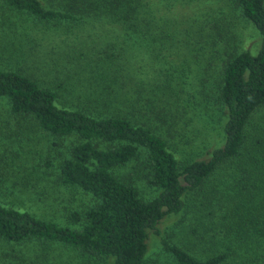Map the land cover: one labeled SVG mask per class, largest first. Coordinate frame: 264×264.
Segmentation results:
<instances>
[{
  "label": "trees",
  "instance_id": "trees-1",
  "mask_svg": "<svg viewBox=\"0 0 264 264\" xmlns=\"http://www.w3.org/2000/svg\"><path fill=\"white\" fill-rule=\"evenodd\" d=\"M4 1L43 24L101 19L128 36L178 35L179 30V21L161 13L164 0ZM193 1L173 0L171 6ZM224 1L232 13L218 20L219 27L229 28L227 17L235 14L255 27L262 45L255 54L238 51L228 37L212 88L205 77L200 79L201 100H194L195 105L218 106L223 120L222 145L208 151L206 158L192 153L176 156L166 136L157 132V121L160 127L168 126L165 135L177 136L172 125L177 126L186 109L177 104L169 108V116L164 110L168 105L156 104L158 89L150 88L149 80L141 76L134 89L137 97L134 90L130 97H116L111 87L123 89L113 80L110 85L102 83L100 95L86 99L88 103H82L86 106L67 109L55 104V90L17 70L0 69V98L7 100L12 113L32 118L49 132L74 135L58 182L91 198L86 207L71 212L73 227L0 203V244L24 246L20 264H61L64 252L79 255L88 264H105L109 258L113 264H147L150 231L160 236L162 252L168 256L167 262L157 258L153 264H264V123L251 127L253 116L264 109V0ZM112 56L105 59L115 73ZM158 67L155 72L161 70ZM145 89L150 97L140 98ZM121 103L132 113L144 109L155 125L132 123L119 112ZM125 167L130 170H122ZM139 180L153 190L152 196L141 194ZM183 213L194 214L196 224L190 222L189 227L204 244L195 254L158 229L165 217Z\"/></svg>",
  "mask_w": 264,
  "mask_h": 264
},
{
  "label": "rangeland",
  "instance_id": "rangeland-1",
  "mask_svg": "<svg viewBox=\"0 0 264 264\" xmlns=\"http://www.w3.org/2000/svg\"><path fill=\"white\" fill-rule=\"evenodd\" d=\"M172 3L173 0H164L161 13L180 22L178 35L144 37L136 33L125 35L101 19L43 24L0 0V69L17 70L41 87L55 90V104L67 109L87 104L86 99L100 95L102 83L110 85L113 80L123 89L118 91L117 84L111 87L116 97H130L141 76L149 80L150 88L158 89L154 93L156 104L168 105L164 110H168L169 116V108L174 109L177 104L186 109L177 126L172 125L177 136L165 135L168 126L160 127L157 121L160 127H156L157 132L166 136L176 156L192 153L194 157L206 158L208 151L222 145L223 120L218 115V106L195 105L194 100H201L200 79L205 77L208 87L216 82L228 37H232L231 44L238 51L249 50L253 54L260 50L262 39L251 23L235 14L226 18L229 28L224 24L219 27L218 20L232 13L224 0L177 2L171 6ZM190 20H194L193 25ZM180 29L191 34H181ZM108 54H113L110 59L117 66L115 73L113 65L105 59ZM156 66L161 69L159 72H155ZM164 84L169 86L162 88ZM150 94L145 89L140 98H148ZM101 95L106 96L103 92ZM133 95L137 97L135 90ZM118 107L121 115L134 124L153 127L156 123L144 109L132 113L126 104ZM253 117L251 127L264 123V109ZM73 142L74 135L49 132L32 118L12 113L7 100L0 98V203L60 226L73 227L71 212L86 207L91 199L90 194L79 188H67L58 182L60 165L69 157ZM122 170L128 172L130 168ZM137 185L145 197L154 194L143 181L139 180ZM195 221L193 213L187 217L185 213L171 215L159 223L158 229L163 236L195 254L204 247L196 233H191L189 224H196ZM147 242V264H153L157 258L168 261L159 235L150 231ZM25 253L24 246L0 244V264H20ZM73 255L61 254V264H88L86 259ZM105 264H113V260L109 258Z\"/></svg>",
  "mask_w": 264,
  "mask_h": 264
}]
</instances>
